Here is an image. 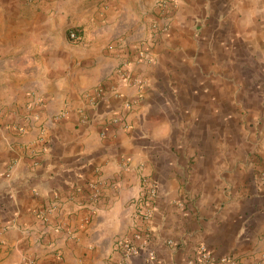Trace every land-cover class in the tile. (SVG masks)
Instances as JSON below:
<instances>
[{"label":"crops","instance_id":"0c3cea01","mask_svg":"<svg viewBox=\"0 0 264 264\" xmlns=\"http://www.w3.org/2000/svg\"><path fill=\"white\" fill-rule=\"evenodd\" d=\"M186 1L154 35L140 0H0V264H115L140 227L131 264H198L201 245L264 264V187L246 163L264 158V132L250 143L243 114L231 132L224 85L197 83L207 50L174 22L203 0ZM218 2L238 23H216L214 39L242 34L230 54L214 49L227 64L264 43V0ZM144 49L152 62L133 67ZM146 181L159 197L143 223Z\"/></svg>","mask_w":264,"mask_h":264},{"label":"rangeland","instance_id":"374dc122","mask_svg":"<svg viewBox=\"0 0 264 264\" xmlns=\"http://www.w3.org/2000/svg\"><path fill=\"white\" fill-rule=\"evenodd\" d=\"M214 1L215 0H203V2H198L195 7H192V14L187 16L185 19H177L174 24L180 29H187L193 33L194 38L196 39V49L193 47V49H191L192 51L197 53V50L199 51V48L201 47L206 48L207 50V52H203V54L205 53V56H202V51H199V53H201V57L198 54V58L195 61L197 65L194 69V71H196V74L194 75L197 78V83H205L206 81L203 82L205 78L212 80L218 85H224L223 98H227L228 102L230 103L228 106V110L230 111V116H228V125H230V127L232 126V129H230L231 132L235 133L234 131L236 130L240 131L241 127L237 124L241 122H239L240 120L237 121V115L243 114L245 115L243 130L246 133L248 141L252 144H255L260 131L264 132V52L262 55L256 50L260 48L264 51V48L261 47L262 44L264 46V43H259L255 48L253 47L254 49L250 50L252 51V54L246 55L244 58L234 53L236 57L229 59L227 64L226 57H216V54L213 53L214 49L221 50L220 55L221 53L230 54L231 52L229 50H232L233 47H235L237 41L240 42L239 38H242V34H236L230 40H222L219 39L221 37L218 36L216 39H214L215 32L217 30L219 31V26L228 28L231 23H238V17H232L231 15L222 12H228L227 7H230L229 3L226 2L225 4H221L219 3L220 1L218 2V0L215 2ZM140 3L146 6V10L149 12L148 14L153 19L150 30L154 35H170L174 29L173 17L177 11L176 7H178L179 3H181V5H187L186 0H140ZM251 13L252 16L250 15L247 18H255L256 20H259V18L262 17L260 14V9H255ZM216 23L219 24V26H217ZM70 30L71 28L67 33L68 37H70ZM177 43L180 45L179 49H181L183 44L179 42ZM108 46L106 49H108ZM150 46L153 49L152 45ZM144 52L146 57L145 60H132L131 63H133V67L146 62H152L150 51L144 49ZM136 54L137 52H135V55ZM123 59L124 58H122V60ZM135 70L133 71L135 72ZM131 75L132 73L130 74V79L128 81L130 86H135L140 92L143 88L147 87L145 81L134 75ZM241 84L245 86V94L247 99H249L248 104L244 105L245 107L241 104L243 98L238 97L239 94H242V91L239 89ZM102 85L106 87L104 84H101V86ZM217 93H220V91L218 90ZM244 101L246 102V100ZM240 108L244 109L242 113ZM250 137L253 138V140H250ZM255 137L256 139H254ZM229 139L230 141H237L239 138L236 139L234 137V139ZM246 147H249V145L247 146L246 144ZM246 163L248 166L255 163L253 167L256 166V170L254 171L256 172V175H254L257 179L256 183L263 188L264 158L262 157L261 159H257L252 163V155L250 154V157L246 159ZM253 167L251 169H253Z\"/></svg>","mask_w":264,"mask_h":264},{"label":"built area","instance_id":"2783aa9c","mask_svg":"<svg viewBox=\"0 0 264 264\" xmlns=\"http://www.w3.org/2000/svg\"><path fill=\"white\" fill-rule=\"evenodd\" d=\"M30 2H35L38 0H29ZM72 39H76V33L70 35ZM137 60H145L144 50L137 52ZM130 77L127 78L129 81ZM103 89L98 91V95L104 93ZM117 93V92H116ZM119 96V94H116ZM92 104L95 105L96 101L92 100ZM131 104L127 103L126 108H130ZM113 123H121L122 120L118 117L113 118ZM159 197L158 188L154 184H149L146 181L144 192L142 197L136 202V214L139 221L143 223L148 222L153 217L154 203ZM142 239V230L141 227L135 232L131 238L120 239L118 242L119 256L120 258L116 261L115 264H131V260L134 256L139 254V249L136 247L135 242ZM170 244H173L170 241ZM151 257L154 258V255L151 253ZM198 264H236V261L231 257H220L216 258L213 252L205 245H201L198 249Z\"/></svg>","mask_w":264,"mask_h":264},{"label":"trees","instance_id":"16d2710c","mask_svg":"<svg viewBox=\"0 0 264 264\" xmlns=\"http://www.w3.org/2000/svg\"><path fill=\"white\" fill-rule=\"evenodd\" d=\"M78 33V32H77Z\"/></svg>","mask_w":264,"mask_h":264}]
</instances>
